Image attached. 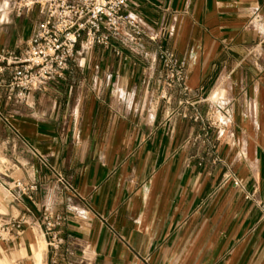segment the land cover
Here are the masks:
<instances>
[{"label":"crops","instance_id":"1","mask_svg":"<svg viewBox=\"0 0 264 264\" xmlns=\"http://www.w3.org/2000/svg\"><path fill=\"white\" fill-rule=\"evenodd\" d=\"M16 1L0 2V47L19 50L42 17ZM125 12L160 38L79 43L69 77L1 102L0 226L26 213V227L0 231V260L36 264L45 241L44 264H264L262 212L220 188L233 172L264 202V0H131ZM161 49L186 62V90L166 85ZM44 206L66 216L57 256Z\"/></svg>","mask_w":264,"mask_h":264},{"label":"built area","instance_id":"2","mask_svg":"<svg viewBox=\"0 0 264 264\" xmlns=\"http://www.w3.org/2000/svg\"><path fill=\"white\" fill-rule=\"evenodd\" d=\"M131 0H18L14 8L18 15L31 12L35 7L41 15L31 36L22 49L0 47V107L5 104H26L29 97L47 91L52 83L66 79L81 47L109 46L113 41L134 48L149 38L157 41L159 33L150 35L146 26L125 10ZM159 60L164 68L165 83L169 88L179 86L186 90V62L170 49H161ZM0 116L3 111L0 108ZM198 119V117H197ZM57 182L66 191L77 194L75 187L58 171ZM232 185L244 192L245 198L260 209L264 219V202L257 199V190H246L243 182L233 172H227L220 188ZM17 187L28 195L36 185ZM41 227L48 246L57 256L65 242L64 222L66 216L51 207L41 211ZM26 227V213L0 226L9 241L21 236Z\"/></svg>","mask_w":264,"mask_h":264},{"label":"rangeland","instance_id":"3","mask_svg":"<svg viewBox=\"0 0 264 264\" xmlns=\"http://www.w3.org/2000/svg\"><path fill=\"white\" fill-rule=\"evenodd\" d=\"M4 1L5 0H0L1 3H3ZM35 9H37V7H35L31 12H29V14H30L29 19H34V17L36 16V10ZM4 15H5V12L0 13V20L4 17ZM44 248H46L45 241H43L42 245L34 247V259H35L36 264H44V253H43ZM4 254H6V253H4ZM40 256H41V258H40ZM14 258H15V256H14ZM0 263H2V264H16V263H13V261L9 260V259H5L4 261L0 260Z\"/></svg>","mask_w":264,"mask_h":264},{"label":"bare ground","instance_id":"4","mask_svg":"<svg viewBox=\"0 0 264 264\" xmlns=\"http://www.w3.org/2000/svg\"><path fill=\"white\" fill-rule=\"evenodd\" d=\"M43 247V246H42ZM38 248V247H37ZM39 249V248H38ZM42 251V250H41ZM40 258H41V256H40ZM37 260V259H36ZM41 262V261H40Z\"/></svg>","mask_w":264,"mask_h":264}]
</instances>
